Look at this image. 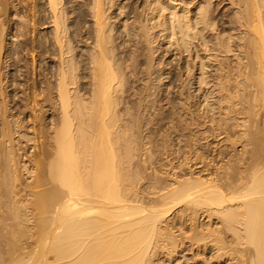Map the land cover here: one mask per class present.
<instances>
[{
  "label": "bare ground",
  "instance_id": "1",
  "mask_svg": "<svg viewBox=\"0 0 264 264\" xmlns=\"http://www.w3.org/2000/svg\"><path fill=\"white\" fill-rule=\"evenodd\" d=\"M110 1L0 0V264H264V0Z\"/></svg>",
  "mask_w": 264,
  "mask_h": 264
},
{
  "label": "rangeland",
  "instance_id": "2",
  "mask_svg": "<svg viewBox=\"0 0 264 264\" xmlns=\"http://www.w3.org/2000/svg\"><path fill=\"white\" fill-rule=\"evenodd\" d=\"M112 1L115 2V5L112 7L110 13H113L112 16L115 17V19H114L115 24H118L119 19H125L126 15H127V12H128V9H129V6L131 4H132L133 7H135L139 3H141V5L144 4V1H147V0H111L110 3H112ZM179 1L181 2V0H179ZM179 1H178V3H176V2L175 3L177 5H179V3H180ZM182 2L187 3L186 6L189 7L192 10V13L193 12H196L197 13V10H195V9L193 10L194 5L197 4L196 0H182ZM16 3H18V1ZM170 3H172V2H170ZM121 6H124V8L122 10H120V7ZM210 10L212 11V19H213L212 23L215 24V27H213V29H215V30L214 31H210L209 36H208L209 41L206 42V40L205 41L199 40V43H202V45L203 44L206 45V47H210L209 49L211 50L213 47H215L214 45L217 42L216 41L217 40V35L220 32V30L221 29H224V28L228 29V25L229 24L226 23V21H227V19H229L232 16L231 15L232 11H230V4H229L228 0H212L211 1V6H210ZM213 10H214V12H213ZM12 20L15 23L21 22V20H19L16 17H12ZM224 20H225V22H224ZM121 24H122V21H120V23L118 24V26L121 25ZM157 32H158V30L155 31V33H157ZM173 33H174V30L171 27V25H169V30L166 32V34L169 35V38H167L166 40L172 41L173 40V38H172V34ZM160 36H162V33H158L156 35L157 38H160ZM161 39H162V37H161ZM234 41L235 40H233V42L232 41L231 42L234 43ZM9 42L12 43V45H11V48L12 49L19 50V42H20L19 39L12 38V39H10ZM235 43H237V42H235ZM172 47H170V48H172ZM193 51H195V48H193ZM20 55L21 54H19V56ZM168 55L169 54H167L166 56H168ZM23 56H24V54H23ZM24 58H26V56H24ZM174 58L175 57H171L170 59L167 60L168 62H171V63H170V65H168L166 67V69H169L172 73L168 75V79H166V81H168V80H170L171 78H174V77L175 78H180V73L184 70V67H185V66H183V63H189L190 64V66H189L190 67V70L189 69L188 70L185 69V72H184V75H183V79H185V82H189V84H190L189 85V89H186V91H185V95L193 98V100L196 102V104L193 107V109L196 110V108L198 107L197 106V102H199L203 98V94H202L203 93V89H198V85L196 83V79L195 78H189L188 77V74H190L191 72H195L196 71V69L193 68L192 63L195 62V61H198V59H196V57L193 56L191 53L184 54L182 56H177L175 58V60H173ZM192 58H193V60H192ZM16 61H18L16 55L13 57V59H8V58L5 59V56L3 57L2 69L3 68L4 69L2 70V72L4 73V76H6V78H5L6 80L8 79V76L14 74V70H13L14 67L13 66H10V64H12V63H14ZM213 65H216V64L213 63ZM180 67H181V69H179ZM215 70H216V67H214V66L213 67L212 66H208L206 68V72L208 71L207 73L209 75L211 74L213 76H214ZM20 73H21V71H17L16 77L18 78V81H21V83L24 84L25 81H26V77L24 75H21ZM37 80H38V77H37ZM30 84H31V81L28 82V85H30ZM179 85H180V82L179 81L178 82L177 81H175V82H172L171 81V84L168 85V87H167V93H165L164 96H163L164 97L163 98V104L168 99H173L175 102L180 101V97H179L180 88H179ZM14 88H15L14 86L9 87L7 91L9 92V91L13 90ZM20 89L21 88H19V90L15 91V93L18 92L19 94L18 93L16 94L18 96L15 97L14 101H17L18 97L20 98L21 91H22V90L20 91ZM159 105H160V102H158V104H157V107H156L157 109L159 108ZM166 107L169 108V106L167 104L165 105V108ZM195 113H196V111H195ZM28 115H29V113L27 114V116ZM149 115H152V116L155 115L154 112H153V110L150 112ZM24 123H28V119L27 120H24ZM223 137H224V135H220L219 137H217L215 139L209 138L208 140L211 143L210 144V147L215 146L216 143L218 141H220ZM175 139H174V141H175ZM181 139L183 140V139H185V137H183ZM23 141H25V139ZM202 143H203V141H202ZM28 144L30 145L31 143H28ZM174 144L177 145L176 148L179 147V145H178V143L176 141L174 142ZM182 145H183V143H181V146ZM218 145L219 144H217V146ZM182 150L183 151H186L187 149L186 150L185 149H182ZM212 151L210 152V157H213L215 155L214 153H212ZM214 158H215L214 159V163H216V161H218V157H214ZM222 158H223V156H222ZM192 163H195V162L192 161ZM216 164H214V165H216ZM158 165L159 164L157 163L156 164V167ZM175 224H178V220L175 221ZM188 253L185 252L184 255L186 254V256L188 255L187 256L188 258H191V254L189 253L190 254L189 255ZM177 262H176L177 264H183V260L182 259H180ZM192 262L195 263L193 260H190V264H193ZM173 263L176 264L175 262H173ZM165 264H169V263H165Z\"/></svg>",
  "mask_w": 264,
  "mask_h": 264
}]
</instances>
